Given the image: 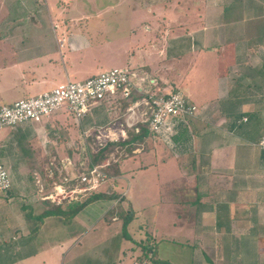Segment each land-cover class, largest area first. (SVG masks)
<instances>
[{"label": "crops", "instance_id": "1", "mask_svg": "<svg viewBox=\"0 0 264 264\" xmlns=\"http://www.w3.org/2000/svg\"><path fill=\"white\" fill-rule=\"evenodd\" d=\"M126 1L121 15L112 7L72 12L70 22L59 19L67 10L48 6L47 15L58 17L52 25L25 24L32 34L25 41L0 38V105L129 68L146 78L143 91L180 90L197 107L194 118L178 125L175 148H156L162 141L152 136L135 139L138 151L118 166L120 189L129 187L123 203L115 204L117 192L102 193L106 199L70 217L72 231L57 245L58 254L74 243L85 248L80 257L102 248L98 258L86 257L91 264H133L144 257L147 242L157 260L150 264H264V151L258 147L264 134V0ZM10 7L0 0V16L16 14L11 29L18 31L23 24ZM193 17H201L196 29ZM178 18H185L184 26ZM143 96L134 93L136 100ZM117 98L92 109L83 134L127 110L130 102ZM65 114L76 123L62 110L41 123L0 131L12 189L23 174L19 162L29 155L41 151L65 162L47 135ZM122 207L132 214L126 235ZM61 217L47 221L65 228ZM30 258L20 261L32 264Z\"/></svg>", "mask_w": 264, "mask_h": 264}, {"label": "built area", "instance_id": "2", "mask_svg": "<svg viewBox=\"0 0 264 264\" xmlns=\"http://www.w3.org/2000/svg\"><path fill=\"white\" fill-rule=\"evenodd\" d=\"M145 81L146 78L129 68H114L83 81H68L43 94L0 105L1 131L41 123L62 110H66L79 124L94 107L107 99L118 97L130 102L127 110L109 124L84 132L85 140L88 144L92 142L95 155L100 159L94 162L89 157V162L82 163L84 166L80 167L77 175H62L50 194L42 199L56 204L70 199L69 203L80 205L94 195L117 192L115 204L123 203L129 187L120 189L123 178L115 173L114 167L138 151L133 148L135 139L152 136L169 144L178 132V125L187 124L197 113V107L180 90L166 95L143 91ZM135 91L144 93V96L136 100ZM258 147L264 151V134ZM102 154L105 158L100 156ZM68 164L73 168L77 166L70 161ZM11 190L12 180L2 160L0 144V191L7 193ZM133 264H150V259L136 260Z\"/></svg>", "mask_w": 264, "mask_h": 264}, {"label": "rangeland", "instance_id": "3", "mask_svg": "<svg viewBox=\"0 0 264 264\" xmlns=\"http://www.w3.org/2000/svg\"><path fill=\"white\" fill-rule=\"evenodd\" d=\"M209 1L210 4L217 5L218 3V0ZM126 2V0H7V4L11 5L9 9L12 8L14 13H18V18L16 16L15 20L17 21V25L23 24V27L18 31L14 30L12 32L11 26L13 22L11 19H13L16 14L9 12L6 16H0V38L25 41L32 35L26 32L25 24L37 22L42 25L43 28L52 25V20L57 21L56 19H58V17L47 15L48 6L49 8L54 6L62 11H64V9L67 10V15L59 19H67L68 22H70L69 20L72 17L68 16V14H72V12L82 14L89 13L94 9L100 10L112 7L114 12H118L121 15L122 12L126 10ZM128 2L133 6L131 0H128ZM142 4L144 3L142 2ZM34 9H37L38 12H34L35 15L33 17L29 16L30 13L28 16L20 17L23 11L27 13ZM83 17L82 15V18ZM178 19L183 20L184 24L177 23V25L180 26L181 24L184 26L186 22L185 18ZM10 21L11 23H9ZM191 22L196 29L199 27V22L201 23V17H193ZM5 25H7V27H5ZM174 27L175 26H173V29ZM174 32L175 31H173V33ZM160 35L162 37L167 36V31L164 29ZM181 36L185 38L186 35L185 33H181ZM183 41H185V39H183ZM162 43L166 44L167 40ZM116 66L117 65H112L110 67ZM182 67L185 69V66ZM61 120L62 124L58 119L53 120L54 128H50L47 135L50 141L58 143V147L61 148L60 150L62 152L61 157L66 158L65 162L60 161V157L49 160V155L41 151L38 152L37 155L35 153L31 154L29 155L30 160H21L19 162V166L23 169V174L15 177V187L7 193L0 191V264H25L26 260L20 261L22 257L33 253L35 256H28L31 257L30 259L34 258L33 261H31L33 262L32 264H91V259L87 260L88 258H98L101 255L102 248H98L86 253L85 255H91L86 256L87 259L86 257H80L79 253L85 248L77 247V244L74 243L68 246L65 245L63 251L59 254L56 248L72 231L71 226L68 225V222H72V218H69L74 215L71 211L78 208L79 205L69 203L70 199L64 200L63 203L56 204L51 201L46 203V199L42 198L50 194L53 185L61 180L62 175L66 174L70 177L77 175L78 171H80V167L84 166L82 163L87 164L89 162L87 158L90 157L93 161V158L96 156V151L92 148V142L90 141V144H88L83 134L89 121L83 120L77 125V123L71 120L70 116L66 114L61 117ZM99 125L101 126L103 124ZM33 135L37 138L40 136L38 133ZM162 143L163 142H158L156 148L161 145V148L176 147L173 140L169 144ZM50 144H52V149H55V144ZM166 153H170V150L168 149ZM100 156L102 158L105 157L104 154ZM68 157L71 158L73 164H77L76 168L68 164ZM98 158L100 159L99 156ZM61 165L62 168L58 170ZM65 166L67 168H65ZM116 170L119 171L120 168ZM34 173L38 174L35 175ZM68 196L69 195H67V197ZM54 207L66 213V215H62V217L52 216L61 217V219L58 220L65 221L66 229L55 221L54 218L49 221H47L48 219L46 218L42 222L38 220V217L43 212L51 210ZM128 211V209L122 207L120 214H123L124 217L125 214H128ZM142 256L137 259H141ZM147 258L150 259V257ZM141 260H145V257Z\"/></svg>", "mask_w": 264, "mask_h": 264}, {"label": "trees", "instance_id": "4", "mask_svg": "<svg viewBox=\"0 0 264 264\" xmlns=\"http://www.w3.org/2000/svg\"><path fill=\"white\" fill-rule=\"evenodd\" d=\"M134 135V134H132ZM143 136H138L137 139L139 138H142ZM99 158L98 156H95V158H93V161L96 162L98 161ZM119 165H116L114 167V170H116L118 168ZM116 174H119L120 172L118 170L115 171ZM107 198V195H103V194H98V195H94L93 197L89 198L88 200H86L84 203L80 204L78 208L74 209L73 211H71L74 215L77 214L79 211H81L84 207H86L87 205H89L90 203L92 202H95L97 200H101V199H106ZM46 203H49L50 201L49 200H46L45 201ZM62 215H66L65 212H63L62 210H60L59 208H56L54 207L53 209L51 210H47L45 212H43L39 217H38V220L39 221H43L44 219L48 218V217H52V216H62ZM132 214L131 213H128V214H125L124 217H123V233L124 235H126V228L128 226V224L131 222L132 220ZM143 254H144V257L147 258V257H150L151 259V262H156V255H155V250L154 248L152 247L151 244L149 243H144L143 246ZM34 255L33 254H30L28 256H32ZM28 256H25V257H22V259L28 257ZM21 259V260H22ZM143 259V258H142ZM15 261V260H14ZM12 261V262H14ZM11 262V263H12Z\"/></svg>", "mask_w": 264, "mask_h": 264}]
</instances>
